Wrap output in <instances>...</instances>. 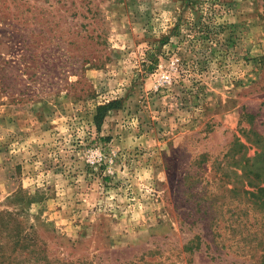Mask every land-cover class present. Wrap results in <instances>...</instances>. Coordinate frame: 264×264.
Here are the masks:
<instances>
[{
  "label": "rangeland",
  "instance_id": "rangeland-1",
  "mask_svg": "<svg viewBox=\"0 0 264 264\" xmlns=\"http://www.w3.org/2000/svg\"><path fill=\"white\" fill-rule=\"evenodd\" d=\"M0 264H264V0H0Z\"/></svg>",
  "mask_w": 264,
  "mask_h": 264
},
{
  "label": "trees",
  "instance_id": "trees-1",
  "mask_svg": "<svg viewBox=\"0 0 264 264\" xmlns=\"http://www.w3.org/2000/svg\"><path fill=\"white\" fill-rule=\"evenodd\" d=\"M105 109H106V106H105V105L97 108V110H98L100 113L103 112V111H105ZM96 117H97V116H96ZM97 118H98V117H97Z\"/></svg>",
  "mask_w": 264,
  "mask_h": 264
}]
</instances>
